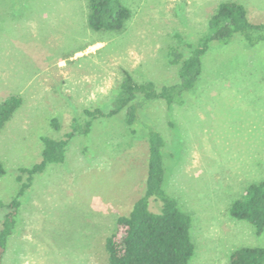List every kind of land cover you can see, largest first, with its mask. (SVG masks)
<instances>
[{"label":"rangeland","instance_id":"374dc122","mask_svg":"<svg viewBox=\"0 0 264 264\" xmlns=\"http://www.w3.org/2000/svg\"><path fill=\"white\" fill-rule=\"evenodd\" d=\"M121 1L131 11L124 28L95 32L87 0H0V103L22 97L0 131V201L17 195L18 169L41 159L42 136L62 139L74 118L84 122L85 109L111 108L124 70L140 83L178 82L167 59L179 45L175 34L196 45L221 2L242 4L249 22L264 24V0ZM203 66L182 104L141 105L137 133L121 112L77 134L65 162L36 175L21 198L2 264H105L106 238L144 194L150 127L165 140V187L191 217L189 264H229L241 247H264V233L230 214L264 181V41L251 47L236 34L229 44L212 43ZM150 209L158 212L159 203Z\"/></svg>","mask_w":264,"mask_h":264},{"label":"trees","instance_id":"16d2710c","mask_svg":"<svg viewBox=\"0 0 264 264\" xmlns=\"http://www.w3.org/2000/svg\"><path fill=\"white\" fill-rule=\"evenodd\" d=\"M87 26L95 32L121 31L131 16L130 9L121 0H87ZM240 34L245 42L255 47L264 41V24L249 22L245 7L236 1L221 2L209 20V33L196 45L175 34L179 45L169 47L167 59L178 67V82L158 87L153 81L138 82L124 70V77L111 108L85 109L83 123L74 118L71 130L62 139L42 136L41 159L30 167L18 169L20 189L10 202L0 201V210L6 213L0 229V264L14 234L21 198L31 187L36 175L45 172L51 164L66 160L70 141L78 134L88 136L95 121L124 113L129 131L137 133L140 107L155 100L168 105L182 104L187 92L195 88L203 72V60L212 43L229 44ZM186 47L184 54L180 47ZM22 105V97L10 95L0 103V131ZM56 130L61 129L57 118L51 120ZM148 169L144 194L136 201L129 215L117 219L114 232L105 240V264H189L194 254L191 238V217L166 189L167 169L164 161L165 140L153 127L147 128ZM6 174L0 160V177ZM25 177V179H24ZM159 203V211H151V201ZM230 214L254 226L256 235L264 233V181L250 185L244 195L233 202ZM229 264H264V247L244 246L235 250Z\"/></svg>","mask_w":264,"mask_h":264}]
</instances>
